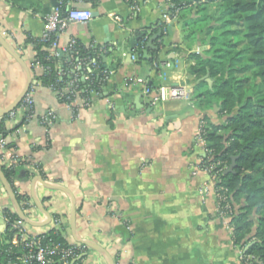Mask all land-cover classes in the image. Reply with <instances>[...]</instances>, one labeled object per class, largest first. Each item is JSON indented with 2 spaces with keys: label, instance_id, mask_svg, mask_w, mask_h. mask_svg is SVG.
<instances>
[{
  "label": "crops",
  "instance_id": "obj_1",
  "mask_svg": "<svg viewBox=\"0 0 264 264\" xmlns=\"http://www.w3.org/2000/svg\"><path fill=\"white\" fill-rule=\"evenodd\" d=\"M96 1L94 7L71 0L72 7L98 14L85 24L69 23L57 36V48H47L58 62L71 39L108 50L103 65L113 74L88 106L76 99L70 108L43 84V69L32 66L33 42L57 0H0V114L25 88V66L31 76L33 116L25 119L21 101L14 117L0 116L1 171H9L10 182L4 178L15 195L32 204L22 210L32 224L19 219L26 234L48 232L57 215L67 242L93 245L82 244L80 264H241L230 220L218 213L213 187L200 169L201 121L221 124L218 108L199 105L192 94L150 107L143 93L147 85H183L193 92L207 74L196 79L191 54L209 46L200 44L201 36L187 42L182 22L170 16L169 0ZM157 32V49L139 46L138 55L142 35H150L147 42ZM48 111L55 119L46 128L40 117ZM5 209L15 213L0 180V232Z\"/></svg>",
  "mask_w": 264,
  "mask_h": 264
},
{
  "label": "trees",
  "instance_id": "obj_2",
  "mask_svg": "<svg viewBox=\"0 0 264 264\" xmlns=\"http://www.w3.org/2000/svg\"><path fill=\"white\" fill-rule=\"evenodd\" d=\"M90 1L95 7L96 0ZM170 16L182 22L185 39L195 44L209 46L201 54H191L195 65L191 67L196 79L208 74L212 80L209 89L205 80L197 82L192 97L199 105L212 109L223 118L221 124H212L204 119L202 137L206 148L211 151L213 161H220L227 168L232 157L234 173L219 174L220 185L227 188L233 212L230 227L233 243L254 255L258 264H264V0H169ZM154 31V30H153ZM150 35L144 33L142 41ZM50 41L34 40L35 61L50 67L42 74L46 86L56 83L57 58L48 53ZM141 42L136 49H139ZM145 45V44H144ZM82 47V46H81ZM84 56L93 52L81 48ZM32 63V66H33ZM101 68H104L101 59ZM105 83L92 86L101 90ZM205 89V90H201ZM1 131V128H0ZM9 180V171L2 169ZM21 210L27 208L29 200L15 195ZM243 201L240 205V201ZM9 218L5 229L0 232V252L12 235L10 225L19 218L9 209L3 210ZM47 238L66 243L61 229H50ZM18 255L10 256L12 260ZM5 253L0 261L5 263Z\"/></svg>",
  "mask_w": 264,
  "mask_h": 264
},
{
  "label": "built area",
  "instance_id": "obj_3",
  "mask_svg": "<svg viewBox=\"0 0 264 264\" xmlns=\"http://www.w3.org/2000/svg\"><path fill=\"white\" fill-rule=\"evenodd\" d=\"M71 0H57V6L54 7L47 15L43 17V33L42 41H50L48 48L54 51L57 48L58 34L69 24H85L91 18V10L87 8H76L70 5ZM165 18L168 17L165 15ZM172 18V17H171ZM117 22L122 23L120 17H115ZM86 50L92 51L93 56H84L81 53L82 47ZM141 48L144 42L140 44ZM66 58L59 60L55 67L56 83L50 85V88L56 91L59 99L66 106L72 107L76 99H80L82 104L88 106L91 103L92 96L97 94L100 90L92 86L94 79L97 84L106 83L107 79L113 74V70L101 68L102 63L108 52L105 46H97L91 44L84 47L76 40L71 39L68 45L62 49ZM55 55V53H53ZM55 58H57L55 56ZM35 60V59H34ZM34 67L43 69V72L50 71V67L43 66L39 61L33 63ZM128 82L138 83L135 78H128ZM30 88L25 93L20 102V109L25 112V119L33 116V98L30 93ZM144 95L148 98V105L150 107L156 106L158 103L169 100H189L192 91L183 85L155 87L145 86L143 90ZM10 117H14L15 112L10 111ZM55 119L54 113L48 111L45 115L40 117V122L48 128ZM204 121H201V131L199 133V141L203 143L204 158L201 160L200 169L208 176V183L213 187L215 194L216 208L218 213L230 220L232 214V203L229 199L227 188L220 185L219 174L227 168L222 167L220 161H213L211 151L205 146V140L202 137L204 129ZM5 147V141L0 135V159L2 158V151ZM208 191L205 187L201 190V198ZM27 208H31V202H26ZM3 222L6 227L9 218L2 214ZM52 224L51 229H61V217L53 215L50 218ZM10 225V230H13L11 237L5 242L7 247L0 252L5 253V263L0 261V264H80L85 251V246L78 243H60L54 242L47 238V232L37 235H27L21 222L14 221ZM4 227V229H5ZM18 250V255L12 260L10 256L15 255ZM238 257L241 264H258L256 258L252 254H247L246 249L237 247Z\"/></svg>",
  "mask_w": 264,
  "mask_h": 264
},
{
  "label": "water",
  "instance_id": "obj_4",
  "mask_svg": "<svg viewBox=\"0 0 264 264\" xmlns=\"http://www.w3.org/2000/svg\"><path fill=\"white\" fill-rule=\"evenodd\" d=\"M97 14L98 13L95 12V11L91 12V17H95V16H97ZM160 37H161V32H157L156 34L152 35L148 39V41L146 42L145 48L146 49H157V47L153 45V42H154L155 39H158ZM104 60H105V58H104ZM25 71L27 73V83H26L25 88L23 89L21 95L15 101V103L13 105H11L10 107H8L5 111H3V113H1L0 116L4 115V114H7L10 111H12L18 105V103L22 100V98L24 97L25 93L28 91L29 86H30V82H31V76H30L29 70L27 69L26 66H25ZM205 78H206V81L209 84H211L210 80L208 79V74L205 75ZM214 107L216 108V106H214ZM236 158L237 157H232L231 158V163L227 167V169L224 171V174H229V173H234L235 172L234 169H235V166H236V164H235ZM0 180H1V183H2V185L4 187V189L9 194V196H10L12 202H13V205H14V208H15V213L17 214L18 218L23 220L24 222H26L28 224H32V222L29 221L25 217V215L23 214V212H22V210H21V208H20V206H19V204L17 202V199H16V196H15V193L13 192V189L11 188V186L7 183V181L4 178V175H3L2 171H1V167H0ZM72 216H74V210L72 212ZM2 223H4L3 220H2ZM82 244L87 245V246H91V247L93 246L91 243H88V242H82ZM245 249H247V247Z\"/></svg>",
  "mask_w": 264,
  "mask_h": 264
},
{
  "label": "rangeland",
  "instance_id": "obj_5",
  "mask_svg": "<svg viewBox=\"0 0 264 264\" xmlns=\"http://www.w3.org/2000/svg\"><path fill=\"white\" fill-rule=\"evenodd\" d=\"M233 212V211H232Z\"/></svg>",
  "mask_w": 264,
  "mask_h": 264
}]
</instances>
